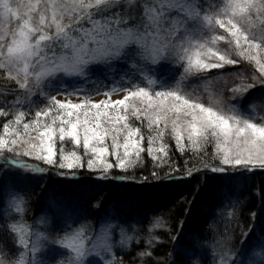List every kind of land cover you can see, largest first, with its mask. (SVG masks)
I'll return each mask as SVG.
<instances>
[{
    "label": "snow or ice",
    "instance_id": "obj_1",
    "mask_svg": "<svg viewBox=\"0 0 264 264\" xmlns=\"http://www.w3.org/2000/svg\"><path fill=\"white\" fill-rule=\"evenodd\" d=\"M245 62L253 69L248 77L243 72L209 76L212 70ZM0 71L16 85L0 98V117L6 118L0 173H44L39 163L21 159L26 157L66 169L57 173L64 178L75 179L87 170L98 173L99 180L136 182L134 176H112L111 170L127 172L142 163L145 140L154 161L168 157L166 135L182 154L187 140L193 157H200L199 167L185 161L186 175L180 179L201 171L229 175L264 170V109L239 107L251 90L264 89V0H0ZM191 77L196 79L190 82ZM53 81L55 88L46 92ZM203 85L211 86L205 88L208 104L194 95ZM225 89L231 103L222 99ZM119 93H124L121 99H111ZM101 94L107 99L93 102ZM36 96L45 104L37 106ZM72 96L80 102L67 99ZM66 141L83 147L86 163L76 150L65 152ZM207 145L213 146L215 165L204 159ZM168 167L163 177L152 171V178L177 179L173 173L179 168L174 163ZM148 179L143 176L141 182ZM29 204L22 194H14L4 213L19 217L3 226L23 249L14 264H29V254L32 264H39L35 254L48 239L23 222ZM39 223L50 219L41 216ZM52 241L71 253L67 264H123L114 249L127 247L132 237L121 223L109 221L94 236L79 226ZM147 244L152 246L153 240ZM241 257L225 251L219 264H246ZM0 264H5L2 258Z\"/></svg>",
    "mask_w": 264,
    "mask_h": 264
},
{
    "label": "trees",
    "instance_id": "obj_2",
    "mask_svg": "<svg viewBox=\"0 0 264 264\" xmlns=\"http://www.w3.org/2000/svg\"><path fill=\"white\" fill-rule=\"evenodd\" d=\"M197 3H205V0H197ZM236 68H241V66L236 65ZM225 71L226 69L215 70L214 72L223 74ZM15 88L16 85L5 79L4 73L0 72V98H2L3 93L10 92ZM257 88L252 91L258 93L260 89ZM91 89L92 87L89 88V90ZM44 104L45 100L42 101L41 106ZM241 105L243 106L242 103ZM0 106L3 105L0 104ZM7 119H11V116ZM5 120L6 118L0 117V134H2V125ZM132 122L135 123V121ZM142 132L147 136L148 129L144 127L142 128ZM165 140L168 144V157H163L161 153L159 155L163 159L154 161L147 153V141L145 140L143 142L145 152L141 153L142 163H138L136 168L129 169L127 172L119 169L111 170L112 176H134L136 182L112 179L108 184L109 187L115 188L117 187L116 185L126 182L133 187V189L129 187L132 189L133 195L141 198V201L147 200L145 209L139 212L140 220L138 221L132 219L129 214H117L113 216L115 220L120 222L126 221L127 223L136 225L135 235L130 245L116 252L118 259L122 260L123 264H187L190 259H198L197 253L203 244L209 245L217 238L224 239L227 242L226 244L231 247L232 253L243 251L245 246L248 245L249 240L254 238L257 232L262 233L264 229V178L262 177L264 176V172L260 170L249 172L259 182L253 184L251 189L243 191L240 194L241 198L236 199L234 209L231 211L232 216L227 212V214L223 213L221 216H214L211 209L208 212H204L205 208L202 209L205 201L208 202L210 200L215 206L219 203L217 202L218 196L210 192L212 185L224 182H227L229 185L238 184V180H235V177L241 171H236L229 175L201 171L191 178L180 179L179 177L186 175L185 161H188L189 167H193L194 165L199 167L200 157H193L190 151L191 146L188 145L187 140L184 141L186 147L183 154L176 149L175 141L171 136L166 135ZM62 146L66 153L76 150L86 163L88 157L84 154L82 146L74 148L70 141H66ZM60 147L61 144L58 142L57 160L60 158ZM206 149L208 156L204 157V159L209 164H217L218 161L210 158L213 153V146L207 145ZM5 155L9 154L5 151ZM21 159H28L29 162L39 163L41 167H44L45 171L43 174L34 175L46 181H57L59 178L56 177L57 173L67 171L66 169L61 170L56 167H49L42 162L30 158L21 157ZM109 161L115 162L114 157L110 156ZM2 163L0 161V164ZM169 163H174L179 168L178 172L173 173L177 179L171 182L165 179L154 180L151 176L152 171H158L163 177L169 171ZM11 172H13V176L18 173L17 171ZM97 174L87 170L79 171L76 178L72 179L74 181L73 184L83 186L85 183H90ZM143 176L149 178L147 182H141V177ZM146 186H152L153 189L145 190ZM93 189L90 190V194L83 200L84 207L87 208V219H90L89 215L96 208H99L96 213L97 219L110 215V212L113 210L112 203L117 199L109 196L106 189ZM49 195L48 188H42L41 186L33 188L32 192L26 196V200L30 201L29 210L25 217L26 221L33 222V219L38 216L41 208L46 205V199L50 201ZM161 200H164L161 203L162 205L159 203ZM96 202H99L98 207L93 206ZM132 204L133 202L130 203V205ZM125 218L126 220H124ZM5 224L11 223L8 221L0 223V245L2 243L10 244L11 254L13 255L12 260H15L22 248L18 247L14 239L10 238L9 234L4 230L3 226ZM157 224H159L158 227ZM150 239L153 240L152 246H148L147 244V241ZM143 251H149L152 255L150 257L139 256L138 254ZM212 254V252H209L204 257H202L203 255L201 258L199 257L200 264H211Z\"/></svg>",
    "mask_w": 264,
    "mask_h": 264
},
{
    "label": "rangeland",
    "instance_id": "obj_3",
    "mask_svg": "<svg viewBox=\"0 0 264 264\" xmlns=\"http://www.w3.org/2000/svg\"><path fill=\"white\" fill-rule=\"evenodd\" d=\"M219 3L218 1H215ZM15 23V22H13ZM222 31V30H220ZM241 68H236V66L230 67L225 66L224 69L226 71L223 73L227 75L229 73H237L243 72L245 77L250 76L253 71L251 65H248L246 62L240 64ZM235 68V69H234ZM228 69V70H227ZM212 70L210 77H215L218 74ZM3 72V71H0ZM214 72V73H213ZM213 73V74H212ZM196 78L191 77L190 82L194 81ZM233 83H239V80L233 81ZM56 82L53 81L45 91H51L55 88ZM92 85H89L88 88H91ZM206 87H211L209 85H203L200 87L199 91L194 93V95L199 96L200 102L208 104V91H205ZM218 87V85H217ZM258 93L251 90L244 99L240 102L239 107L241 110L247 111L249 104H255L257 110L264 109V89L258 87ZM257 88V89H258ZM189 89L185 87V91ZM256 96L254 97V95ZM124 93L114 94L112 95V100H118L123 97ZM230 93L225 89L222 94V99L225 103H231ZM58 99H65V97L58 96ZM74 103H79L80 99L76 96L68 97ZM107 99L104 95H94L92 97L93 102H99L101 100ZM33 101L37 106H41L43 99L40 96L33 97ZM243 104V106L241 105ZM17 151L21 150L20 146H17ZM264 172V170H260ZM13 172H3L0 173V223L3 221H8L10 223H15L19 217L16 214L4 215L8 211L7 204L9 198L14 194H22L25 199L28 194H30L33 188L42 187L48 188L50 195L48 199H46V205L41 208L38 216L33 219V222L26 221L25 217L27 216V212L23 216V222L30 226V231L35 233L42 232L48 239L43 241V245L39 252L35 254L36 259L39 261V264H59L60 261H64L67 264V261L71 257V253L66 248L61 245L54 243L53 239L62 238L67 232L74 231L76 227L82 226L86 233L89 236H94L101 227L109 221L121 223L126 230L127 235H130L132 238L135 235L136 225L133 223H127L126 221H118L115 220L113 216L115 215H124L129 214L132 219L140 220L139 212L145 209V204L147 200L141 201L142 199L133 195L132 189L133 187L128 185V183L124 182L121 185H116L117 187L111 188L108 184L112 181L109 180H99L92 179L90 183H85L82 185H74V181L70 178H64L60 175L57 181H46L43 178H39L33 175H22L19 172L12 175ZM264 178V176H262ZM261 177V178H262ZM235 180H238V184H228L227 182L213 184L211 187V191L213 194L215 193L217 198V202H219L216 206L210 202L205 201L202 209L205 208V211H209L210 209L214 213V216H221V214H231V211L234 209L236 199L241 198L240 194L246 189H251L253 184L258 183V179L249 174V171H241L238 176L235 177ZM245 186V187H244ZM131 187L132 189H130ZM106 189L109 196L115 197L117 199L112 203L113 210L110 212V215L106 217H102L97 219V211L99 208H94L95 210L91 213L90 219H87V208L84 207V198L88 196L91 189ZM93 189V190H94ZM145 190H152V186H146ZM214 194V195H215ZM111 197V198H112ZM148 198V197H147ZM86 199V198H85ZM133 202L132 205L130 203ZM164 202L161 200L159 203ZM206 203V204H205ZM220 205V207H218ZM101 208V207H100ZM227 212V213H226ZM47 215L50 219V223L46 225H41L39 223V219L41 216ZM126 220V218L124 219ZM256 235V234H255ZM32 240H35V235L32 236ZM133 240V239H132ZM227 242L224 239L217 238L213 243L209 245L203 244L201 248L198 250V260L204 255H207L209 252L213 253L211 255V264H219V257L225 251H229L232 255H235L237 252L232 253V249L230 246L226 244ZM130 245V243H129ZM125 248V247H124ZM120 246H117L114 251L115 253L124 249ZM10 244H1L0 245V258H2L5 264H11V262L18 260L19 255L12 260L13 255L11 254ZM23 251V249H21ZM242 259L247 261L251 260L253 264H261V261H264V229L261 232H257V235L254 238L249 240L247 246H245L244 250L241 251ZM200 257V258H199ZM29 264H32V255L29 254L28 257ZM12 260V261H11ZM94 264V262H92Z\"/></svg>",
    "mask_w": 264,
    "mask_h": 264
},
{
    "label": "clouds",
    "instance_id": "obj_4",
    "mask_svg": "<svg viewBox=\"0 0 264 264\" xmlns=\"http://www.w3.org/2000/svg\"><path fill=\"white\" fill-rule=\"evenodd\" d=\"M11 264H14V261H13V262H11Z\"/></svg>",
    "mask_w": 264,
    "mask_h": 264
}]
</instances>
